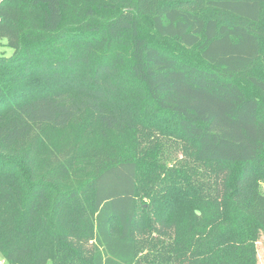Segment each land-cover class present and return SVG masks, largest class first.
I'll list each match as a JSON object with an SVG mask.
<instances>
[{"label": "trees", "instance_id": "trees-1", "mask_svg": "<svg viewBox=\"0 0 264 264\" xmlns=\"http://www.w3.org/2000/svg\"><path fill=\"white\" fill-rule=\"evenodd\" d=\"M0 38L6 264H258L264 0H0Z\"/></svg>", "mask_w": 264, "mask_h": 264}, {"label": "rangeland", "instance_id": "rangeland-1", "mask_svg": "<svg viewBox=\"0 0 264 264\" xmlns=\"http://www.w3.org/2000/svg\"><path fill=\"white\" fill-rule=\"evenodd\" d=\"M12 53V48L6 45V40L0 38V55L9 56ZM87 117V116H85ZM84 120L83 117H79L77 121ZM263 191H264V184H263ZM144 205L149 203V200L146 197H143ZM257 254H258V264H264V239L262 238L260 242L257 244ZM2 258L0 257V260Z\"/></svg>", "mask_w": 264, "mask_h": 264}, {"label": "built area", "instance_id": "built-area-1", "mask_svg": "<svg viewBox=\"0 0 264 264\" xmlns=\"http://www.w3.org/2000/svg\"><path fill=\"white\" fill-rule=\"evenodd\" d=\"M0 264H6V262L3 259H1Z\"/></svg>", "mask_w": 264, "mask_h": 264}]
</instances>
